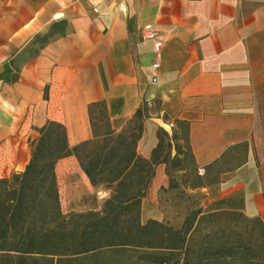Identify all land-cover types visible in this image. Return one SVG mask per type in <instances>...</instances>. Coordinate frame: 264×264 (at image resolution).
<instances>
[{"label": "crops", "instance_id": "0c3cea01", "mask_svg": "<svg viewBox=\"0 0 264 264\" xmlns=\"http://www.w3.org/2000/svg\"><path fill=\"white\" fill-rule=\"evenodd\" d=\"M146 27L163 41L157 55ZM152 105L139 156L151 158L161 125L183 124L198 173L221 170L217 182L183 189L210 202L241 191L239 212L262 217L253 146L264 108V0H0V178L25 169L29 141L49 121L72 147L94 131L125 129ZM166 166L155 165L140 220L178 228L185 214L175 225L163 210ZM54 170L64 213L102 208L110 190L93 186L74 155Z\"/></svg>", "mask_w": 264, "mask_h": 264}, {"label": "trees", "instance_id": "16d2710c", "mask_svg": "<svg viewBox=\"0 0 264 264\" xmlns=\"http://www.w3.org/2000/svg\"><path fill=\"white\" fill-rule=\"evenodd\" d=\"M105 105L94 119L103 120ZM142 128L137 132L106 128L70 147L64 127L49 121L29 141L30 159L25 169L0 178V264H90L100 254L118 258L127 253V264H264V221L239 211L203 205L187 208L181 225L140 220V202L154 175L155 165L167 163L162 144L151 158L137 153ZM190 151V150H189ZM177 149L175 156L180 155ZM74 155L93 186L110 190L100 210L64 213L55 176L58 159ZM216 163V162H215ZM178 171L186 169L179 159ZM189 179L185 187L197 188L219 180L221 170L210 176L209 167L198 173L189 152ZM179 184L171 176L169 187ZM182 194V193H181ZM229 215L258 226L260 253L243 242L246 227L230 238ZM236 228H239L237 226ZM135 253L136 255H133Z\"/></svg>", "mask_w": 264, "mask_h": 264}, {"label": "rangeland", "instance_id": "374dc122", "mask_svg": "<svg viewBox=\"0 0 264 264\" xmlns=\"http://www.w3.org/2000/svg\"><path fill=\"white\" fill-rule=\"evenodd\" d=\"M260 106V105H259ZM156 106L152 105L150 107H145L143 109L142 115H138L130 120L127 124L126 129L131 130L133 132H137L138 128L141 127L143 129V123L146 118L150 117L152 114L156 112ZM258 118V132L259 139L257 144L253 146V154L254 160L259 172V178L261 180V187L264 196V108L260 106L257 112ZM166 123L168 118H164ZM168 126L161 125L160 128L157 129V139L162 144L161 148V156L166 155L167 157V166L166 171L169 176L173 177L174 180L178 182L177 187L171 188V191L168 194L163 195V210L164 213L167 214L169 220L173 222L175 225L180 224L183 215L186 213V209L193 208L199 205H203L204 208L212 209L216 207L228 208L238 210L242 207V193L237 192V194L226 197L223 200H217L215 202H210L206 195H203L200 192L189 193L188 190H184V186L187 185V181L183 182L186 179V175L189 172V147L187 144V139L185 135V126L183 124H179L178 122H172V126L167 124ZM177 149H180V155L175 156ZM240 150V149H239ZM237 152V151H236ZM176 159L180 160V163L186 169L185 172L178 171V168L174 164ZM236 163L234 160H228L227 164ZM226 164V165H227ZM189 179V174L187 175ZM182 193V194H181ZM180 195L177 197V195ZM171 198H169V197ZM79 211V210H78ZM264 221V209L263 216L261 217ZM228 227H230L229 236L230 238H234L236 231L243 230L246 227L245 234L243 236V242H250L253 244V252L258 255L261 250L260 249V237H259V229L258 226L252 222L245 223L243 220L235 217L234 215H229L226 219H224ZM243 225V226H241ZM239 226V228H236ZM121 255L118 258L112 257L107 253L100 254L96 259L91 260L90 264H127L126 255L127 253H120ZM136 255L135 253H132ZM219 264V263H216ZM225 264H240L239 261H235L233 263H225Z\"/></svg>", "mask_w": 264, "mask_h": 264}, {"label": "built area", "instance_id": "2783aa9c", "mask_svg": "<svg viewBox=\"0 0 264 264\" xmlns=\"http://www.w3.org/2000/svg\"><path fill=\"white\" fill-rule=\"evenodd\" d=\"M143 37L151 39L153 41L154 52L157 55L163 45L162 39L158 38L155 31L150 27H146L143 29ZM157 66H158V63L156 61L151 65L150 70H151V81L152 82L157 81ZM98 195L103 196L104 193L98 192Z\"/></svg>", "mask_w": 264, "mask_h": 264}]
</instances>
